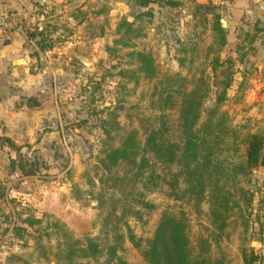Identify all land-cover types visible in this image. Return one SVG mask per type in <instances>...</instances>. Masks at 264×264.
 Instances as JSON below:
<instances>
[{"label": "rangeland", "instance_id": "1", "mask_svg": "<svg viewBox=\"0 0 264 264\" xmlns=\"http://www.w3.org/2000/svg\"><path fill=\"white\" fill-rule=\"evenodd\" d=\"M176 1L140 6L134 0H14L0 6L18 11L17 23L1 28L21 29L32 42L27 67L32 78L14 85L0 117V264H67L61 257L67 251L74 263L102 264L116 232L118 258L108 264H145L128 233L142 243L164 215L184 222L192 253L207 243L213 264H246L243 255L258 252L257 241L264 237V169L244 170L239 163L244 143L232 149L227 135L220 144V157L230 165L219 183L231 192L229 203L236 202L224 212L222 228L211 218L206 197L196 200L185 192L182 174L173 188L178 196L172 195L165 180L175 164L145 153L144 168L135 174L129 157L112 163L104 155V147L117 145L131 129L143 141L146 128L161 119L165 135L178 139L180 91L200 74L222 77L226 65L231 82L220 108L235 129V141L250 132L264 136L261 124L254 128L256 122L240 111L243 87L235 90L236 72L254 67L243 63L240 53L243 41L258 40L257 25L248 21L244 30L241 20L235 37H228L232 0ZM200 3L214 5L226 30L220 50L213 49L210 13ZM213 56L230 63L212 70ZM166 88L175 100L160 109L158 95ZM208 94L204 106L213 98L212 90ZM150 171L158 176L150 179ZM75 214L87 218V232L76 228L81 222ZM87 238L97 249L94 256L83 255L92 247Z\"/></svg>", "mask_w": 264, "mask_h": 264}, {"label": "trees", "instance_id": "2", "mask_svg": "<svg viewBox=\"0 0 264 264\" xmlns=\"http://www.w3.org/2000/svg\"><path fill=\"white\" fill-rule=\"evenodd\" d=\"M134 1L140 6H146L153 0ZM164 2L169 5L177 3L176 0H164ZM199 5L210 13L209 28L214 43V48H211L220 50L227 38L226 30L220 24L219 14L212 4L200 3ZM29 35L34 36L35 34L30 32ZM211 61L212 70L223 62L230 63L229 58L218 60L217 56H213ZM220 71L223 73L222 77L218 78L213 75L211 79H208L207 74H200L191 88L180 91L177 100L178 139L165 135V126L161 119L158 124L146 128L143 141H140L135 136V131L131 129L121 137L117 145H107L103 148L105 157L112 163L120 158L129 157L132 164L136 165L135 174L140 173L144 168L145 153H149L155 160L165 165L175 164L176 170L170 173L169 179L165 180L168 186L172 187V195L178 196L173 188L177 184L176 176L182 174V181L186 185L185 192H190L196 200L206 197L211 202L208 212L212 219H218V228H222L225 224L226 209L236 204L235 201L229 203L231 192L223 186L222 182L219 183L224 170L230 165L226 156L220 157L222 148L220 144L225 137L230 135L231 146L228 147L232 149H237L239 143H244L243 159L239 162L244 170L247 171L256 165H264L263 135L250 132L235 141L237 137L235 129L228 121L225 110L220 108V103L225 98V89L231 82V72L228 70V65ZM210 90L213 92V98L208 106H204ZM172 97L168 88L160 92L158 95L159 108L163 109L173 104L175 99ZM159 116L161 118L162 114L160 113ZM103 125L102 130L107 135L109 130ZM4 139L10 141L7 136H4ZM137 155L139 160L135 163ZM148 176L152 179L158 174L150 171ZM152 183L156 185V182ZM75 216L81 222L75 224L76 228L79 232H87L89 228L87 218L77 214ZM128 237L139 249L145 264H213L206 254L208 244H205V248L200 247L197 252L192 253L184 222L171 215L161 216L151 235L142 243L140 238H134L130 232ZM120 238L121 234L116 232L113 242L107 247L109 255L102 264H108L113 256L118 258L114 251L120 244ZM199 240L204 241V238L200 237ZM87 241L92 247L90 252H85L83 255L94 256L97 249L90 238H87ZM61 257L67 259V264H84L74 263L68 251ZM243 259L246 264H256L259 255L249 249L248 253L243 255Z\"/></svg>", "mask_w": 264, "mask_h": 264}, {"label": "crops", "instance_id": "3", "mask_svg": "<svg viewBox=\"0 0 264 264\" xmlns=\"http://www.w3.org/2000/svg\"><path fill=\"white\" fill-rule=\"evenodd\" d=\"M7 1L14 0H0V6L8 5ZM229 14L228 37H235L237 31L235 28H239L237 22L242 24L241 20L246 22L242 25L244 30H247L248 21L252 20V26L257 25L258 34L255 38L258 40L247 44L243 41V45L246 46L240 53L242 62H253L254 67L251 72L246 68L236 72L235 90L243 87L242 97L238 103L241 113L256 122L254 128L260 124V128H264V34H261L264 32V0H232ZM30 47L32 42L21 29L0 28V117L5 115L7 103L11 102L15 94L14 85L24 86L32 78L27 69L32 59ZM245 48L249 49L245 50ZM241 60L237 58V61ZM246 78H249L251 82L245 86ZM1 126L0 124V130ZM259 166L264 169V165ZM258 244V252L256 251L259 255L258 262L264 264V237Z\"/></svg>", "mask_w": 264, "mask_h": 264}, {"label": "built area", "instance_id": "4", "mask_svg": "<svg viewBox=\"0 0 264 264\" xmlns=\"http://www.w3.org/2000/svg\"><path fill=\"white\" fill-rule=\"evenodd\" d=\"M18 20V11H0V28L15 25Z\"/></svg>", "mask_w": 264, "mask_h": 264}, {"label": "water", "instance_id": "5", "mask_svg": "<svg viewBox=\"0 0 264 264\" xmlns=\"http://www.w3.org/2000/svg\"><path fill=\"white\" fill-rule=\"evenodd\" d=\"M257 243H259V242L257 241Z\"/></svg>", "mask_w": 264, "mask_h": 264}]
</instances>
